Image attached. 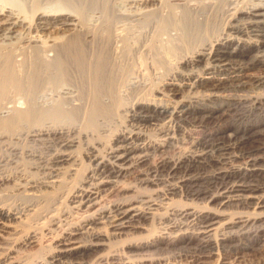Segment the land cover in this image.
<instances>
[{
    "label": "bare ground",
    "instance_id": "obj_1",
    "mask_svg": "<svg viewBox=\"0 0 264 264\" xmlns=\"http://www.w3.org/2000/svg\"><path fill=\"white\" fill-rule=\"evenodd\" d=\"M187 235L264 237V0H0V264H264Z\"/></svg>",
    "mask_w": 264,
    "mask_h": 264
},
{
    "label": "rangeland",
    "instance_id": "obj_2",
    "mask_svg": "<svg viewBox=\"0 0 264 264\" xmlns=\"http://www.w3.org/2000/svg\"><path fill=\"white\" fill-rule=\"evenodd\" d=\"M204 113H208V111L204 110V111L197 112V114H204ZM251 115H252L251 118H254L256 116L254 115V113ZM227 119H229L228 111L225 110L224 107L222 106L219 108L216 107L212 112L208 113L207 115L209 127L207 128L206 132L208 133V132H213L217 130L216 128L219 126H222V124ZM206 136H211V134H206ZM134 175L136 174L132 173V174L127 175L125 177L126 178L125 180L126 181L132 180ZM5 199L6 200H3V202L7 203L8 205H11L12 207H16L17 209L18 208L23 209L30 202V199L25 193H14V194L7 196ZM32 202L34 201L32 200ZM30 221L33 223V225H31L32 227L28 225L31 223ZM33 221L34 219H30L25 222H22L23 224L21 223V226L22 227L24 226L25 228L28 227L27 229L29 228L32 229V228L37 227L36 228L37 235H39L38 234L39 232L41 233L42 231H44L45 224L43 222L34 223ZM148 223L151 224L149 225L152 228L151 231L156 232L158 228L157 223L155 221H151V222L149 221L147 222V224ZM124 236L125 235L123 234L122 237ZM263 238L264 237L255 238L252 236L251 237H247V236L240 237L239 236V237H232V238H223L219 235L218 237H216V239H214L213 235H209L208 237H206L207 240L205 239L201 240V239L187 235V236L180 237L179 240L173 243H168L166 240L157 241L153 245L148 246L147 249L144 248L142 251L150 253L151 255H164V256L168 255L169 256V254H173L175 251L184 252L187 249L201 248L205 252L207 251L210 252V257L212 259L217 257V255L228 254L229 251H231L232 253H234L235 251H242L244 252L243 255L246 258H249L250 260L252 259V261H256V259L261 260L264 258V239ZM125 242H126L125 239L119 240L113 247H108V245L105 243L96 244L91 247L90 246L89 247L80 246L76 249L70 250L69 252H63L57 255V257L55 258L54 257L51 258L50 255H47L46 257L49 260V263L47 262L41 263V261L38 260L37 264H105V261L98 263V260L101 257L107 255L109 252V249L111 248L121 249V250L124 249L123 251L125 250L128 251V249L129 250L135 249L133 247H129V246L127 247L125 245ZM43 243H46V241H43ZM40 247L41 246H39L36 243L34 244L33 247L29 248L30 250L27 252L29 253L28 256L24 257V259L22 260L23 264L25 263L31 264L32 262H35L36 261L35 259L38 258V255L42 253L41 252L42 250ZM139 249L141 248H138V251H140ZM231 252L229 254H231Z\"/></svg>",
    "mask_w": 264,
    "mask_h": 264
}]
</instances>
